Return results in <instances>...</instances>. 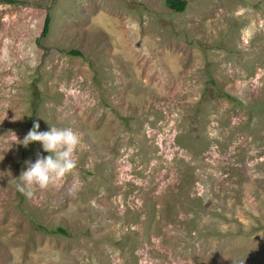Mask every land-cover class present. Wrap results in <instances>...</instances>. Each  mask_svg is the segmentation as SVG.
<instances>
[{"label":"rangeland","instance_id":"1","mask_svg":"<svg viewBox=\"0 0 264 264\" xmlns=\"http://www.w3.org/2000/svg\"><path fill=\"white\" fill-rule=\"evenodd\" d=\"M185 1L0 0V264H264V0Z\"/></svg>","mask_w":264,"mask_h":264},{"label":"clouds","instance_id":"2","mask_svg":"<svg viewBox=\"0 0 264 264\" xmlns=\"http://www.w3.org/2000/svg\"><path fill=\"white\" fill-rule=\"evenodd\" d=\"M39 123L26 134L22 143L27 147L30 143L39 142L49 155L39 156L35 163L29 162L26 171L17 179V190L31 196L36 189L44 190L70 174L76 169L78 161L76 151L81 144L79 133L71 128L58 129L50 127L49 131H39Z\"/></svg>","mask_w":264,"mask_h":264},{"label":"trees","instance_id":"3","mask_svg":"<svg viewBox=\"0 0 264 264\" xmlns=\"http://www.w3.org/2000/svg\"><path fill=\"white\" fill-rule=\"evenodd\" d=\"M166 5L168 8H170L171 10H174L177 13H184L186 11L188 3L185 0H166ZM51 22H52L51 17L47 16V18L45 20L44 29L42 32L43 38H46L50 33ZM69 54L72 56H75V57L81 56V53L79 51H76V50L70 51ZM224 97L228 98L229 100L234 101V99L227 94H224ZM31 120H32V123H31L30 127L32 129L33 125H34V117ZM43 229L49 233H52V234H64V235L67 234V232L62 228H59L57 230H51V231L46 229V228H43Z\"/></svg>","mask_w":264,"mask_h":264}]
</instances>
